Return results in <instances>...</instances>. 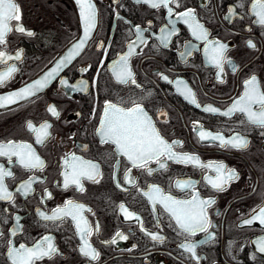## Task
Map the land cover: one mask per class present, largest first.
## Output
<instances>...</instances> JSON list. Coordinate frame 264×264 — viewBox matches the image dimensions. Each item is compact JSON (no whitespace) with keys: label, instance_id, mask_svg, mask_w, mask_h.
Returning <instances> with one entry per match:
<instances>
[{"label":"flooded vegetation","instance_id":"obj_1","mask_svg":"<svg viewBox=\"0 0 264 264\" xmlns=\"http://www.w3.org/2000/svg\"><path fill=\"white\" fill-rule=\"evenodd\" d=\"M93 2L97 26L79 55L35 96L0 110V142L31 144L44 162L42 169H27L15 156L11 162L0 156V166L12 172L4 178L12 199L0 200V264H12L7 255L9 242L17 248L21 244L32 247L45 236L51 237L57 253L36 264H264V252L257 243L264 236V225L258 220L251 225L242 223L264 204V128L249 123L243 113L224 115L252 76L264 90V26L255 23V0H174L168 5L171 15L168 8H152L140 0ZM16 3L22 13L19 23L33 35L13 28L6 44L0 45V51L13 57L21 53L19 60L6 61L17 71L0 84V91L43 73L80 33L78 12L70 0ZM188 9L207 31L209 42L225 45L231 63L225 62L222 72L205 52L206 42L193 36L188 24L179 18L178 14ZM16 23L13 21V26ZM173 26L176 33L162 42L160 37L165 33L161 29ZM137 27L142 30L144 44H133ZM130 44L133 55L128 63L135 83H121L112 65L129 51ZM4 68L0 65V71ZM61 79L77 87L68 88ZM81 80L87 82L86 91L81 90ZM185 89L195 94L196 104L186 98ZM105 101L124 108L139 104L166 141L179 142L175 152L195 155L203 164L222 163L234 169L238 178L217 191L204 178H215L214 170L192 163L162 157L167 165L163 169L155 160L143 168L134 167L115 144L102 142L97 131ZM49 105L56 106L59 117L47 111ZM208 105L219 112L205 111ZM29 121L36 128L44 122L51 125L43 144H38L36 133L28 129ZM200 131L219 133L225 140L239 134L248 144L243 149L222 147L219 141H201ZM71 154L99 166L98 182L81 180L84 191L74 184L64 187V161L70 160ZM149 169L155 171L150 173ZM30 180L27 195L18 191ZM185 181L194 187H177V182ZM151 185L176 199H191L193 192L200 199H214L207 210L211 238L197 244L196 257L180 247L185 235L170 214L162 205L153 206L145 195ZM68 200L85 207L83 216L92 230L86 239L99 253L96 260L80 252L84 241L70 216L46 220L40 215L51 216ZM121 205L139 219L126 218ZM149 233H159L163 242ZM191 239L205 241L206 234L197 233Z\"/></svg>","mask_w":264,"mask_h":264},{"label":"snow or ice","instance_id":"obj_2","mask_svg":"<svg viewBox=\"0 0 264 264\" xmlns=\"http://www.w3.org/2000/svg\"><path fill=\"white\" fill-rule=\"evenodd\" d=\"M140 2L148 3L152 8H168L169 15H171L172 9L168 7V5L174 2V0H140ZM78 4L84 25L83 37L80 38L79 42L72 46L67 55L61 58L59 63L41 79L35 80L33 83L28 84L18 91L0 96V107H6L8 104H14L17 101L26 100L29 97L35 96L48 85L51 79L55 78L67 63H70L75 56L79 55L80 50L88 41L91 31L96 27V9L92 0H78ZM252 10L257 17L255 23L264 26V0H255L252 5ZM231 12L232 10L230 9V13ZM178 15L179 18L191 28L193 36L206 42L207 46L205 47V52L209 54L211 62L222 72L225 62L231 63L226 56L225 45L208 41V33L204 27L195 20V13L192 9H188ZM21 19L22 13L16 0H0V45L6 44L7 35L13 31V28L21 34L33 35L31 31L25 29L24 26L19 23ZM13 21L17 22L14 26L12 24ZM161 32L165 34L162 35L160 39L162 42H166L170 36L176 33V28L173 26L170 30L167 28L161 29ZM141 33L142 30L137 27L136 41L133 42V44L137 42L139 44H144L146 42ZM133 44H130L128 46L129 51L125 55L120 56L119 60L112 65V71L117 80L121 83H127L129 80L135 83L133 73L128 63L129 57L133 55ZM249 46L254 47L250 41ZM187 54L190 55L191 53L189 52ZM182 55H184V53H182ZM20 58V52H17L13 57L4 51H0V65H5L4 70L0 71V84H3L15 71H17L14 64L8 66L6 61L12 59L19 60ZM163 79H167V77H163ZM60 83L71 89L77 87V85L68 84L64 79H61ZM179 83L182 82H178V84ZM244 83L245 88L243 94L232 102L231 107L226 110L224 115H231L236 112L243 113L249 123L264 128V90H261L255 76H252ZM79 85L82 91L87 90L86 81H79ZM184 94L192 103H197L195 94L191 89H185ZM204 110L207 112H219V109L211 105L206 106ZM47 111L50 112L52 116L59 117V112L55 105H49ZM27 127L36 133V142L38 144H43L50 136L48 129L51 125L47 122L42 123L39 128H36L29 121ZM97 131L101 136L102 142H111L115 144L117 151L127 157V160L130 161L134 167L143 168L152 160H155L156 164L161 169L167 166L166 160L178 163H192L194 166L214 170L216 174L215 178L211 176H206L204 178L212 188L217 191L225 190L229 182L238 178V173H236L234 169L229 170L222 163L210 162L203 164L195 155L175 152L173 150L174 146L179 142L173 141L169 143L166 141L156 129L151 118L139 104H135L130 108H124L111 101H105L100 127ZM199 138L201 141H219L222 147L231 146L238 149L246 148L248 144L247 139L239 134L225 140L219 133L213 135L210 132L200 131ZM0 156L8 157L10 162L11 158L15 156L18 163L27 169H42L44 163L36 154L32 145L23 142H0ZM162 157L166 158V160H162ZM64 163L65 171L63 176L65 188L74 184L79 191H84L81 183L82 179L98 182L97 178L100 176V172L97 164L83 160L75 154H71L70 160L66 158ZM148 171L151 173L155 171V169H149ZM6 176H12V172L0 166V200L12 199V193L7 190L4 184V178ZM129 182H131V180H129ZM30 185L31 180L24 182L21 184L18 191L27 195L31 191ZM177 187L188 189L194 186L191 181H185L177 182ZM145 195L148 196L153 206L156 204L162 205L163 209L170 214L171 219L175 221V225L178 226L180 232L185 235V242L181 243L180 247L186 249L193 257H196L195 250L197 244L205 243L208 238H211L209 228L212 227V225L207 210L215 202L214 199H200L199 195L195 192H193L191 199H176L172 195L165 194L156 185H151L150 191L145 193ZM121 209L124 211L126 218L135 217L137 220L139 219L134 213L127 212L123 205H121ZM84 210V205L68 200L63 207H58L53 210L51 216H47L44 213H40V215L46 220H57L70 216L72 220L76 222L77 230L81 239L84 241L80 247V252L91 260H96L99 257V253L91 247L86 239L87 236L92 234V230L83 216ZM257 220L260 224L264 225V204L258 206V211L257 209H253L250 218L244 219L242 223L251 225ZM96 231H99L98 225ZM197 233H205V241H193L191 238ZM14 234L15 232L13 231V235ZM149 235L159 242H163L164 240L159 233H149ZM117 236L126 239V237H123L120 233H117ZM112 242L114 243L115 239H113ZM257 243L259 244V251L264 252V236L258 238ZM56 253L57 248L52 243L51 237L45 236L32 247L21 244L17 248L11 246V242H9L7 255L12 261V264H36L37 261L42 260L44 257L50 258Z\"/></svg>","mask_w":264,"mask_h":264},{"label":"water","instance_id":"obj_3","mask_svg":"<svg viewBox=\"0 0 264 264\" xmlns=\"http://www.w3.org/2000/svg\"><path fill=\"white\" fill-rule=\"evenodd\" d=\"M76 7L77 9V12H78V18H79V25H80V33L79 35L76 37L75 40H73L71 43H69L63 50L62 52L47 66L46 70L41 73L40 75L36 76L35 78L33 79H30L26 82H24L23 84L19 85V86H16V87H13V88H9V89H6V90H3V91H0V96H3V95H7L8 93H11V92H14V91H18L19 89L27 86L28 84H31L33 83L35 80L37 79H41L47 72L51 71L52 68H54L56 66L57 63H59L60 59L63 58L65 55H67V53L69 52V50L72 48V46L75 44V43H78L80 38L83 37L84 35V25H83V22H82V19H81V14H80V7H79V4H78V0H70ZM92 3L94 4L93 0H92ZM95 5V4H94ZM96 9V7H95ZM96 26H97V10H96ZM96 27L91 31L90 33V36H89V39L92 37L94 31H95ZM88 39V40H89ZM87 43V42H86ZM85 43V44H86ZM85 46V45H84ZM83 46V47H84ZM82 50V49H81ZM80 50V51H81ZM68 64V63H67ZM66 64V65H67ZM65 65V66H66ZM64 66V67H65ZM31 97H29L28 99H30ZM26 99V100H28ZM26 100H20V101H17L16 103L14 104H8L6 107H0V110L1 109H4V108H8V107H12V106H15L17 104H20Z\"/></svg>","mask_w":264,"mask_h":264}]
</instances>
